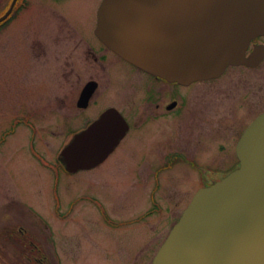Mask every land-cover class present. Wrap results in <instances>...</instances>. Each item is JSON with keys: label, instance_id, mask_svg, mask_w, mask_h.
Wrapping results in <instances>:
<instances>
[{"label": "rangeland", "instance_id": "1", "mask_svg": "<svg viewBox=\"0 0 264 264\" xmlns=\"http://www.w3.org/2000/svg\"><path fill=\"white\" fill-rule=\"evenodd\" d=\"M11 2L0 0V16ZM93 2L28 0L25 10L0 27V264H33L25 258L27 243L4 240L10 228L18 225L28 230L48 264H151L170 228L202 186L199 173L188 165H170L159 173L158 163L177 153L199 166L209 165V170H226L236 161L234 148L241 132L264 111V69H231L218 80L193 86L182 112L161 127L147 121L141 125L137 116L143 107L129 100L126 90L117 96L109 91L103 100L115 99L122 108L133 103L135 131L100 168L73 178L58 174L57 182L29 149L30 142L35 143L36 151L53 163L62 138H54V129L41 123L48 122L47 116L39 122L40 114L26 113L21 104L27 109L34 108L32 104L65 109L61 106L69 103L74 94L71 88L77 86L76 80L63 75L66 62L79 72L82 66L73 49L78 37H63L68 25L62 28L65 23L52 9L81 26L89 23ZM81 32L91 39L88 29ZM39 41L47 44L46 57L40 54ZM22 117H30L38 129L14 126L13 120ZM56 195L61 199L59 206ZM87 196L98 199L117 228L101 223L100 215L83 201ZM154 196L160 211L145 217ZM55 210L64 217L57 218Z\"/></svg>", "mask_w": 264, "mask_h": 264}, {"label": "water", "instance_id": "2", "mask_svg": "<svg viewBox=\"0 0 264 264\" xmlns=\"http://www.w3.org/2000/svg\"><path fill=\"white\" fill-rule=\"evenodd\" d=\"M96 35L138 68L188 85L228 66L257 65L264 48L245 53L264 35V0H104ZM126 128L115 110L105 112L61 151L66 170L99 165ZM236 154L239 168L196 193L152 264H264V114L243 133Z\"/></svg>", "mask_w": 264, "mask_h": 264}, {"label": "flooded vegetation", "instance_id": "3", "mask_svg": "<svg viewBox=\"0 0 264 264\" xmlns=\"http://www.w3.org/2000/svg\"><path fill=\"white\" fill-rule=\"evenodd\" d=\"M52 1L54 2V4H57L65 0ZM101 2L102 0H94L92 7L89 10V23L81 26H77L76 24L72 23L68 19V17L58 8L57 9L59 10V12L52 9L53 12H55L54 15H57L62 23H65L62 28L68 25V28H65L66 34H63V37L68 39L70 37H78L77 40H74L76 44L73 46V49H75V51L78 53V57L81 59L82 66L81 72H79L75 67H71L70 64L66 62V67L63 75L73 82L76 80L77 86L79 83L80 86L79 88H76L77 86L75 88H71V93L73 94L74 92L75 95L73 94V96H71L72 98L69 99V103H63V106H61L65 107V109L61 110L64 112L51 108L49 109V107L45 106V104L43 103V105L37 104L38 108H36L37 106L35 104H32L31 106L34 107L32 109H27L24 104H21V106H23V109L26 113L37 111V113L40 114L39 122H41L43 117L47 116L48 122L41 123L48 126L50 129L53 128L54 130H56H51L52 136L57 139L62 138L60 142L63 144H67L68 142L73 140L76 135L86 130L94 122L98 121L104 114V112L109 109L116 110L122 116L127 124V129L124 136L119 140L117 146L109 154L106 160L96 168H93L91 170L79 171L76 173H67L62 166H59L58 161V163L52 164L55 167L49 164H45V167L43 168L47 173L51 175L54 174L57 182L58 174H61V176L67 178H73L74 176L82 172H90L92 170L100 168L109 159L117 154L118 149L123 146V144L128 140V137L132 134L133 131H135L136 128L132 121V118L135 117V111L133 109L132 102H135V104L139 102L140 107H143L138 115L139 117L137 116V119L140 121V123H142L141 125L146 126V124L149 123H158V125L161 127L164 126V124L169 120L171 116L177 115L182 112L187 93L193 86L218 80L224 74H226L228 70L231 69L239 68L247 72H256L260 69H264L263 57L257 63V65L254 66H230L220 77L208 81L194 82L188 85L171 84L169 82L163 81L133 66L132 64L115 54L98 39L95 34V29L97 26V12ZM20 3H22V0H17L14 4L13 9L15 14L22 10V8H20L21 5H19ZM10 6L11 3L9 4L7 9H9ZM84 29H88L90 31L91 39L83 36L84 34H82L81 31H84ZM37 45L40 49V54L46 57L47 51L45 52L43 48H45L47 44L39 41L37 42ZM257 48H264V36L256 37L250 42L246 52V58H250V56L257 50ZM121 90H126L128 92L126 94V97L129 100H132V102H130L132 104H129L127 108L119 107V105L114 102L115 99L107 101L103 100L104 98H106L107 92L113 91L117 96ZM184 90L188 91L183 92ZM19 120L21 122L20 125L22 126L38 129L35 122L30 117H22L19 118ZM65 125H67L68 127L64 128ZM247 125L245 126V128L247 127ZM181 163L197 170L202 179V184L205 186L217 180L219 176H224L235 168V164H233L235 162H233L226 170H209V168L207 167L209 165L199 166L200 164H198L196 160L192 158L188 160V158L184 154L175 153L173 155H170L169 157L165 156L164 159H162L161 163H158L161 164L158 167L159 170L157 168L155 172L157 170L159 173L160 170H169L170 165L173 166ZM168 164L169 166L167 167ZM155 186L156 187L154 188L156 191L159 188V181L156 182ZM153 193L154 191L152 192V194ZM155 196L151 200V207H159V203H157V197ZM83 201L87 204H90L91 207H93V209L100 215V221L102 224L105 225L110 222L105 211L103 210L101 203L97 198L87 196L84 197ZM55 203L58 206L60 205V196L56 195ZM77 203L78 202H76V204ZM69 207L72 210V203L69 205ZM55 215L57 218L64 217L62 213L58 212V210H55ZM27 234H29L28 230L22 225H18L12 226L8 234L3 237L6 238L4 240L16 238L23 239V237H25V235ZM28 243L30 245L29 254L25 257L27 261H32L33 264H48L47 257L45 256V253L42 251V249L32 241H29Z\"/></svg>", "mask_w": 264, "mask_h": 264}, {"label": "trees", "instance_id": "4", "mask_svg": "<svg viewBox=\"0 0 264 264\" xmlns=\"http://www.w3.org/2000/svg\"><path fill=\"white\" fill-rule=\"evenodd\" d=\"M5 24L4 23H2L1 25H0V27H2V26H4Z\"/></svg>", "mask_w": 264, "mask_h": 264}]
</instances>
